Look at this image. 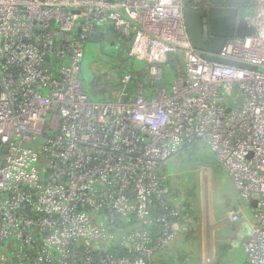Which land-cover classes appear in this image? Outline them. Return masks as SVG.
<instances>
[{"label": "built area", "instance_id": "built-area-1", "mask_svg": "<svg viewBox=\"0 0 264 264\" xmlns=\"http://www.w3.org/2000/svg\"><path fill=\"white\" fill-rule=\"evenodd\" d=\"M247 6L254 33L225 40L227 63L192 47L183 0H0V264H180L158 258L180 213L156 169L193 141L255 201L242 264H264V0ZM105 28L150 85L170 54L181 68L90 98L84 41Z\"/></svg>", "mask_w": 264, "mask_h": 264}, {"label": "crops", "instance_id": "crops-1", "mask_svg": "<svg viewBox=\"0 0 264 264\" xmlns=\"http://www.w3.org/2000/svg\"><path fill=\"white\" fill-rule=\"evenodd\" d=\"M187 149H191L196 155L192 159L195 164L191 168L188 165L192 156H183L180 153ZM199 150L202 153L198 154ZM171 157H174L172 163L177 161L181 165L180 168L170 172L166 167L169 159H166L158 165L156 171L168 190L170 204L180 211L181 218L177 225V235L174 241L162 251L161 260L184 264L180 261L181 255L184 256L187 253L189 236L194 235L197 240L196 254L201 257L210 251L213 262L209 264H219L216 255L223 250L219 244L220 228L227 224L238 232V225L242 226L246 234L243 238L245 241L251 235L255 224L254 205L240 198L230 177L205 143L190 142ZM196 170L201 171L202 179L201 176L192 179ZM217 185H220L222 190L221 201H217L215 197ZM233 210L240 211L236 221L230 220L228 216ZM206 235L208 239L204 240Z\"/></svg>", "mask_w": 264, "mask_h": 264}, {"label": "trees", "instance_id": "trees-1", "mask_svg": "<svg viewBox=\"0 0 264 264\" xmlns=\"http://www.w3.org/2000/svg\"><path fill=\"white\" fill-rule=\"evenodd\" d=\"M111 31L113 32V30ZM89 42L97 44V49L94 51L96 59L90 62V67L93 70V79L88 89H85L88 96L93 99L112 100L115 98V94L122 89L130 96L135 95L140 90L151 92L157 87L166 86L176 75V71L178 72L182 66L181 54L179 52L170 54L166 62L162 64V80L153 82V85H150L145 62H136L134 58L129 57L127 54L129 40L118 38L111 46L104 41L85 39L84 57ZM105 45L109 51H106L105 48L103 49ZM100 54L104 57L100 58ZM125 75H129L127 82L122 81ZM160 255L159 253L158 258L161 259Z\"/></svg>", "mask_w": 264, "mask_h": 264}, {"label": "water", "instance_id": "water-1", "mask_svg": "<svg viewBox=\"0 0 264 264\" xmlns=\"http://www.w3.org/2000/svg\"><path fill=\"white\" fill-rule=\"evenodd\" d=\"M191 1L183 0V13L192 47L207 59L228 63L214 54L219 52L227 38H242L254 33L253 27H248L244 19V7L250 0H207L211 6L200 10L189 7ZM200 22L208 24L209 35L206 37L201 32ZM88 40L104 41L112 46L118 38L105 28L90 35ZM251 205H255V201Z\"/></svg>", "mask_w": 264, "mask_h": 264}, {"label": "rangeland", "instance_id": "rangeland-1", "mask_svg": "<svg viewBox=\"0 0 264 264\" xmlns=\"http://www.w3.org/2000/svg\"><path fill=\"white\" fill-rule=\"evenodd\" d=\"M244 12L251 13L252 12L251 6L244 7ZM104 48L106 51H109L106 45L103 47V49ZM86 49L87 51L85 53V57H84V60L81 66V71H80V76L83 79L84 89H88V86L91 80L93 79V70L90 67V62L92 60L95 61L96 59V55H94V51H96L97 49V44L89 42ZM102 57L104 56L100 54V58ZM135 61L136 62L140 61V63H142L143 60L135 59ZM180 153L183 154V156H192L189 162V165H188L190 166L189 168H191V166L195 164L192 161L194 156H196L194 152H192L191 149H187V150H182ZM200 153H202V151L199 150L198 154ZM207 153L211 154V152H208V151ZM170 158H168L169 160H167L166 162V165H167L166 167L170 172L176 171L178 168H180L181 165H179L177 161L172 163L173 162L172 160H174V157L173 158L170 157ZM200 172L196 170L192 179H194V177L197 179L200 176H201L200 178L202 179V173L200 175ZM215 197H217L216 199L217 201H221L222 190H221L220 185L215 186ZM241 227L242 226L238 225V232L235 229L228 227L227 224L222 225V228H220V231L218 232L219 238H220L219 244L221 245V247H223V250H221L219 255H216L217 262L219 264H242L243 263V258L245 257L244 247H243V244H244L243 238L245 237L246 234H245L244 229ZM203 239L207 240L208 236L206 235ZM195 240H196V236L194 235L189 236V242H188L189 247H188L187 253L184 256L181 255L180 261H182L184 264L212 263L213 257L210 256V251L206 252V254L205 255L203 254L201 257H199V255L196 254L195 245L197 244V240L196 241ZM162 251H160V254L162 253Z\"/></svg>", "mask_w": 264, "mask_h": 264}, {"label": "flooded vegetation", "instance_id": "flooded-vegetation-1", "mask_svg": "<svg viewBox=\"0 0 264 264\" xmlns=\"http://www.w3.org/2000/svg\"><path fill=\"white\" fill-rule=\"evenodd\" d=\"M194 5L195 8H197V10H200V9H203V8H208L211 6L210 3H205L201 0H192L190 3H189V7ZM208 24L207 23H203V22H200V29H201V32L203 34V36H208L209 35V32H208Z\"/></svg>", "mask_w": 264, "mask_h": 264}]
</instances>
